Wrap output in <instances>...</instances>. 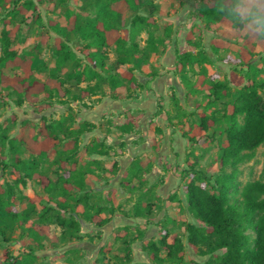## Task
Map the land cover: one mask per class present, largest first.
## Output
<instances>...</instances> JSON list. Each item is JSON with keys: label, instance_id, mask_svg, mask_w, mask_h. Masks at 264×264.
Wrapping results in <instances>:
<instances>
[{"label": "rangeland", "instance_id": "374dc122", "mask_svg": "<svg viewBox=\"0 0 264 264\" xmlns=\"http://www.w3.org/2000/svg\"><path fill=\"white\" fill-rule=\"evenodd\" d=\"M152 1L158 11L153 15L155 25L148 31L158 39V53L150 54L145 62L122 66L116 63L114 47L107 50V71L119 75L130 66L141 87L128 89L126 80L122 79L121 87L111 90L107 84H102V91L82 102L47 100L39 95L36 102L21 105L16 103L12 91L7 93L0 87V187H12V201L18 213L16 220L3 221L0 264H11L5 262L4 251L15 259L14 264H152L145 248L150 242H158L162 229L168 232V242L173 235L179 237L186 263L194 260L205 264L208 260L209 256H198L187 246L185 225L196 221L187 208L183 184L194 175L190 169L192 164L195 171H201L207 177L204 182L213 183L220 174L219 159L225 139L222 131L226 125L219 121L201 133L197 126L201 113L220 115L227 100L226 97L214 99L206 85L211 81L227 85L229 98L235 99L240 86L236 87L230 81L231 73L243 77V83L246 82V68L238 70L229 57L239 56L244 39L250 35L249 29L257 27L253 17L254 0H233L240 14L237 22L242 26L240 37L228 40L220 30L233 28V20L218 15L207 29L198 16L200 3L208 0ZM103 2L35 0L41 20L31 16L32 11L24 15V20L22 16L9 24L0 20V34L3 28L18 25L11 47L27 57L37 56L51 68L55 63L56 35L48 28V19L58 21L64 28L68 24L66 13L70 11L75 21L83 24L100 14ZM12 7L11 2L0 6V19ZM147 13L143 7L134 10L124 6L114 25L123 34L129 29L134 14ZM188 33L189 44L186 41ZM146 38L147 32L143 30L135 35L134 41L143 48ZM219 38L228 42L215 54L211 42ZM63 39L83 66L86 62L81 49L86 42L69 30ZM254 42L251 63L259 70L256 79L264 80V61L261 60L264 45H259L257 39ZM182 49L203 53L205 58L201 64L187 66L183 78L174 72L175 52ZM140 55L138 53L137 57ZM75 68L74 61L67 62L59 75L67 78ZM4 72L13 75L20 70L9 67ZM33 75L44 81L48 73L47 70L34 71ZM258 93L264 99V90L260 89ZM126 114L139 115L140 119L131 132L122 133L116 125ZM55 121H59L63 128L82 130L77 135L78 154L62 169L58 162L62 144L45 159H39L16 139L32 131L40 141L43 135L39 134V129ZM70 136L75 135L65 131L56 134L62 143ZM191 136L196 143L189 140ZM11 141L17 148L10 149ZM91 143L97 144L105 154L88 151ZM248 153L250 157L239 166L231 193L240 191L247 183L263 181L264 143ZM17 160L26 163L35 160L34 173L47 177L48 186H54V189L47 191L38 176H27L22 166L16 170ZM141 164L144 167L137 170ZM129 169L131 173L137 171L139 176L135 178L126 174L122 185L123 175ZM66 171H69V177L75 176L82 188L79 190L71 179L72 188L63 196L59 188L64 184L62 176ZM86 205L98 207L99 218L107 221L100 225L95 220L83 219L84 211L89 209ZM137 209H141L140 216H135ZM89 212L93 213L94 209ZM56 217H73L78 222V230L60 226ZM221 253L218 251L216 255Z\"/></svg>", "mask_w": 264, "mask_h": 264}, {"label": "trees", "instance_id": "16d2710c", "mask_svg": "<svg viewBox=\"0 0 264 264\" xmlns=\"http://www.w3.org/2000/svg\"><path fill=\"white\" fill-rule=\"evenodd\" d=\"M11 2L13 7L7 11V14L0 20L4 24H9L12 20H17L19 16L28 11L36 20H41L40 13L37 12L35 0H0V6ZM40 2V0H37ZM213 0L201 2L198 8V16L202 19L205 27L210 29L215 18L221 15L234 21V27L231 29H222L220 33L227 40L240 37V27L242 23L237 21L240 18L239 12L235 9L233 0H215L217 10L207 7L206 3H212ZM103 8L100 14L93 20L81 24L75 21L70 11H67L66 17L68 24L61 27L59 22L54 19H48V28L55 33L54 40V67H47L45 62L37 56L27 57L24 54L17 53L12 47V41L16 37L18 25L13 28H3L0 34V87L9 93L12 91L16 95V103L21 105L24 102L34 103L39 95L45 99H56L60 102L72 103L82 102L102 91V84H107L111 90L122 86V79L128 84V89L141 87L135 80L132 67H127L119 75L111 74L106 69L107 50L114 47L116 52V63L118 65H128L134 62H145L150 54L158 53L157 37L148 29L155 25L153 15L157 12V7L152 0H104ZM111 5L110 9L108 6ZM128 6L131 9L139 7L146 8L148 13L134 14L130 20L128 30L121 34L115 27L114 22L119 19V12L122 7ZM9 16V19H6ZM78 35L83 42H86L81 49V54L85 64L82 66L81 59L77 58L75 53L69 48L67 41L63 38L67 31ZM145 30L147 32L146 44L140 48L134 41L138 32ZM258 44L264 45V38L247 36L244 39V47L237 58H230L231 63L235 64L238 70L246 68V82L241 76L232 72L230 81L234 86L240 88L237 90L235 99H230V89L227 85L220 82L211 81L206 88L214 96V99L226 97L223 103L222 113L216 112L200 114V123L197 126L199 133L208 131L217 122L223 121L226 125L223 129L225 139L222 143L221 155L219 159L220 174L213 181H207V177L201 171H195L194 165L190 166L193 177L183 184V192L189 212L195 219V223L185 225L187 246L198 256H209L205 264H264V174L263 181L247 183L240 191L232 192L234 188L238 168L249 157L248 152H252L259 145L264 143V99L258 93V90H264V80H257L256 73L259 71L251 60L254 56L255 40ZM227 40L214 39L211 42V50L217 54L219 49L226 47ZM186 41L189 44V33L186 35ZM141 53L139 57L137 54ZM264 61V58H261ZM70 61L75 62V69L68 73L67 78L59 75L63 66ZM205 61L203 53H194L192 50L182 49L175 52L174 72L179 77H184V70L187 66L195 63L201 64ZM9 67H16L19 73L13 75L5 74L4 70ZM47 70V77L44 81L38 80L34 71ZM235 70V69H234ZM253 73V74H252ZM72 84L68 85L67 82ZM85 83L84 85H81ZM114 98V97H113ZM116 98V97H115ZM188 98V97H187ZM140 116L126 114L119 120L116 127L122 133L131 132L138 124ZM151 124V123H150ZM65 131L70 136L63 143L57 139V132ZM160 132V129H157ZM82 132L81 129L71 130L63 128L59 121L44 124L39 129V134L43 135L42 140L37 139V134L32 131L26 136H19L17 141L19 145L26 146L27 150L35 153L39 159H45L56 147L62 144L60 151L61 158L58 160L59 167L62 169L66 162L73 159L79 152L78 138ZM187 137L186 135H183ZM188 138V137H187ZM192 143H196L194 136L189 137ZM10 149L17 148L12 141ZM90 152L105 154L98 149L95 143L90 144ZM7 166V165H4ZM23 167L27 176H38L41 185L47 190H53L49 187L47 177L34 173L36 161L30 163L17 160L15 169ZM143 164L139 165L137 170L142 169ZM144 167V166H143ZM228 170V171H227ZM145 173L148 171H144ZM126 174L132 177H138L137 171L131 173L129 169L124 173L121 184L124 185ZM64 184L60 186L59 192L65 196L72 188L69 181L72 179L80 190L82 187L76 182V178L69 177V171L62 176ZM56 186V185H55ZM236 196V198H234ZM13 190L10 185L6 189L0 187V234L3 233V221L5 219L16 220L18 213L14 207ZM64 208V203H61ZM89 209H94L93 213L86 209L83 213V219L87 221H97L102 225L107 220L99 218V208L93 205H86ZM141 209H137L135 216H140ZM56 222L67 229L78 230V222L73 217L64 219L56 217ZM39 231L42 230L38 226ZM168 232L161 230V238L158 242H150L145 250L152 264H200L194 260L187 263L184 259V246L179 237L173 235L171 241H167ZM222 251L220 255L216 252ZM164 253V256H161ZM128 257V255H126ZM5 262L15 263L8 251H4Z\"/></svg>", "mask_w": 264, "mask_h": 264}, {"label": "clouds", "instance_id": "9594fccd", "mask_svg": "<svg viewBox=\"0 0 264 264\" xmlns=\"http://www.w3.org/2000/svg\"><path fill=\"white\" fill-rule=\"evenodd\" d=\"M207 7L212 8L213 10H217V4L215 0L212 3H206ZM254 23L257 24V27L250 28L249 32L251 36L264 38V0H254Z\"/></svg>", "mask_w": 264, "mask_h": 264}]
</instances>
